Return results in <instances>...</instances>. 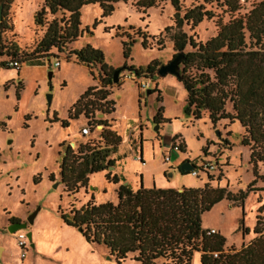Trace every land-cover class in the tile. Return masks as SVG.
I'll return each mask as SVG.
<instances>
[{"label":"rangeland","instance_id":"1","mask_svg":"<svg viewBox=\"0 0 264 264\" xmlns=\"http://www.w3.org/2000/svg\"><path fill=\"white\" fill-rule=\"evenodd\" d=\"M251 3L253 0H247L244 8L248 10ZM42 4L43 0H13L7 11L3 12L2 7L1 17L13 29L7 38L28 55L45 31L33 23L34 13ZM179 4L182 17L186 10L201 5L202 0H179ZM212 9L216 15L221 14L215 6ZM174 14L169 2H161L145 13H138L131 0L119 2L108 16L98 5L86 6L80 12L81 36L76 42L61 51L53 49L52 56L40 60L26 56L18 70L0 67V264H116L105 248L88 244L78 229L64 225L60 219V212L80 208L91 197L97 204L116 203L118 188L107 182V174L117 177L121 185L129 183L133 191L140 184L145 189L167 190L209 185L232 195L244 194L242 207L223 200L202 216V227L215 228L225 240V250H238L254 240L257 217L264 227V164L254 171L250 148L240 144L241 126L226 122L213 128L206 115L198 121L186 117V92L174 75L158 77L156 72L135 78L133 68H144L155 61L159 70L178 54L172 41L179 33ZM56 17L60 19L61 15ZM227 20V15L222 17L223 23ZM216 21L217 18L204 20L196 27L184 25L181 30L204 43L216 34ZM143 40L146 48L142 47ZM122 43L129 49L127 58L123 56ZM86 48L100 51L110 71L121 69L119 83L108 89L115 111L110 117L99 108L89 107L77 120H69V109L88 88L98 85L102 76L100 65L87 68L69 54ZM189 51L187 46L184 53ZM10 60L4 57L0 63ZM139 83L146 87L140 89ZM156 90L160 94L150 95ZM226 109L230 111V105ZM160 120L167 123L155 124ZM99 121H105L120 138L116 153L109 157L115 159L114 167L90 176L87 189L69 196L59 175L65 147L76 152V147L102 146L104 127ZM85 125L91 134L82 138L77 131ZM174 144L182 145L183 152ZM141 148L142 162L136 161ZM186 162L194 166L195 174L180 173L179 168ZM34 213L33 224L27 229L8 232L11 225L25 223ZM20 234L27 241L24 257L17 244ZM122 264L139 263L130 257ZM191 264H199L197 255Z\"/></svg>","mask_w":264,"mask_h":264},{"label":"trees","instance_id":"2","mask_svg":"<svg viewBox=\"0 0 264 264\" xmlns=\"http://www.w3.org/2000/svg\"><path fill=\"white\" fill-rule=\"evenodd\" d=\"M127 1L43 0L41 8L34 13L33 23L45 31L29 55L15 41L7 38L6 34L13 29L3 18L0 22V59L6 57L11 60L0 63V67L11 69L8 66L10 62L21 65L25 63L26 56L40 60L43 56H52L53 49L61 51L76 42L81 36L82 8L98 5L103 15L108 16L116 4ZM131 1L138 13L156 8L161 2H169L173 7L175 28L179 33L172 41L174 51L182 54L183 58L179 64L178 80L186 92L185 116L198 121L206 115L213 128L219 123L232 125L237 122L243 132L240 144L250 148V163L256 172L258 165L264 164V0H253L248 10L244 8L247 0H202L201 5L186 10L182 17L179 15V0ZM12 3L13 0H0L3 12ZM214 6L220 10V15L214 13ZM58 14L60 19L56 17ZM225 15L228 20L223 23ZM47 16L51 20L48 21ZM213 18H217V32L204 43L196 42L181 30L184 25L196 27ZM121 45L123 56L127 58L129 49L125 43ZM187 46L191 51L184 53ZM142 47L146 48L145 40ZM69 54L87 68L100 65L102 76L98 85L88 88L72 105L68 119L77 120L89 107L99 108L103 115L111 116L115 102L108 99L111 96L108 89L113 85L114 72L104 64L103 54L92 48L72 50ZM157 67L153 61L144 68H133L135 78L153 76L156 72L158 76ZM154 93L160 94L156 90L150 95ZM228 105L230 111L226 109ZM99 122L104 127L102 146L76 147L73 149L76 152L68 145L65 147L59 175L69 196L77 194L80 189H87L90 176L114 167L115 159L109 157L116 153L120 138L108 129L110 126L105 121ZM164 123L167 122H155L158 125ZM224 143L230 146L228 141ZM63 147L64 143L60 145L61 149ZM179 150L183 152L180 147ZM139 160L142 162L141 158ZM105 178L114 185L120 182L109 174ZM116 197L114 204H97L91 197L80 208L72 207L67 212H60L64 225L81 228L83 239L88 244L105 248L116 264H122L130 257L139 264H157L159 261L163 264H191L196 255L199 264H264L261 218L257 217L254 240L238 250L233 247L225 250L223 237L218 233L207 235L208 231L202 229V216L214 205L227 200L233 207H242L244 194L232 195L226 189L209 185L202 189L167 190L145 189L140 184L136 191L129 185H120Z\"/></svg>","mask_w":264,"mask_h":264},{"label":"water","instance_id":"3","mask_svg":"<svg viewBox=\"0 0 264 264\" xmlns=\"http://www.w3.org/2000/svg\"><path fill=\"white\" fill-rule=\"evenodd\" d=\"M1 11H2V6H0V22L2 21V17H1ZM182 54H178L176 55V57L170 61L167 65L162 66L159 70H158V76L159 77H165L168 74L174 75L177 79L179 78V64L182 61ZM121 73V69L117 70L113 73V84H117L118 82V76ZM49 77H51V73H49ZM51 100V96H48V102H50ZM217 136L220 137L219 132L217 131ZM110 169H113V167H110ZM179 171L181 174L184 173H190L194 171V166L189 164L188 162L183 163L182 166L179 168ZM36 213L32 214L25 223H15L13 225H11L8 228V232L11 234H14L15 232L19 231V230H25L28 228V225H32L33 224V220L35 217ZM78 231H82L81 228H78ZM27 238L29 241H31L32 239V235L31 233L27 234ZM32 247H34V245H31Z\"/></svg>","mask_w":264,"mask_h":264},{"label":"built area","instance_id":"4","mask_svg":"<svg viewBox=\"0 0 264 264\" xmlns=\"http://www.w3.org/2000/svg\"><path fill=\"white\" fill-rule=\"evenodd\" d=\"M9 67H12V68H16V69H19L20 65L17 63V62H10L8 64ZM54 66L55 67H58L59 66V63L58 62H55L54 63ZM137 79V78H136ZM140 85V89L142 88H145L146 85L145 83H139ZM143 90V89H142ZM79 135L82 136V137H88L90 136L91 134V131H90V127L88 125H85L82 129L79 130ZM175 149L179 150V145H176L174 144L173 146ZM180 151V150H179ZM165 162H169V157H165L164 158ZM195 174V172H193ZM216 232L214 230H209L207 232V235H212V234H215ZM26 236L24 234H20L18 236V239H17V244H18V247L20 248V251H21V257H24L25 256V251H26ZM214 257H217L216 254H214Z\"/></svg>","mask_w":264,"mask_h":264},{"label":"crops","instance_id":"5","mask_svg":"<svg viewBox=\"0 0 264 264\" xmlns=\"http://www.w3.org/2000/svg\"><path fill=\"white\" fill-rule=\"evenodd\" d=\"M113 114H114V113H113ZM113 114H112L110 117H112ZM77 133H78V131H77ZM179 146H182V145L179 144ZM142 157H143V152H142V148H141V150H140V156H139V158H138V157L136 158V161L139 160L140 158H141V160H142ZM116 160H117V159H116ZM139 161H140V160H139ZM120 185H121V182H119V184L116 185L117 188H118ZM128 185H129V183H128ZM136 190H137V189H136ZM136 190H135V191H136ZM202 229L205 230V231L214 230L216 233H219L215 228H207V229H204V228L202 227ZM194 257H195V256H194ZM194 257H193V258H194ZM192 260H193V259H192ZM198 261H199V258H198Z\"/></svg>","mask_w":264,"mask_h":264}]
</instances>
